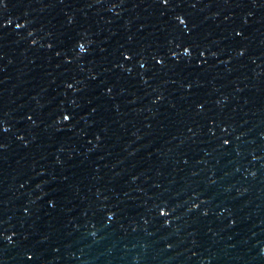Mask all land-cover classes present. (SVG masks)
<instances>
[{"label": "water", "instance_id": "1", "mask_svg": "<svg viewBox=\"0 0 264 264\" xmlns=\"http://www.w3.org/2000/svg\"><path fill=\"white\" fill-rule=\"evenodd\" d=\"M0 264H264V0H0Z\"/></svg>", "mask_w": 264, "mask_h": 264}]
</instances>
